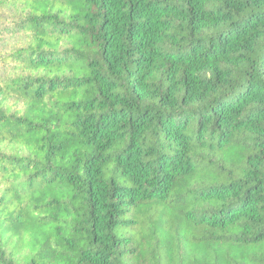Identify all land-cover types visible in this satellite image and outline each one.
I'll return each mask as SVG.
<instances>
[{"label": "trees", "instance_id": "16d2710c", "mask_svg": "<svg viewBox=\"0 0 264 264\" xmlns=\"http://www.w3.org/2000/svg\"><path fill=\"white\" fill-rule=\"evenodd\" d=\"M0 264H264V0H0Z\"/></svg>", "mask_w": 264, "mask_h": 264}]
</instances>
